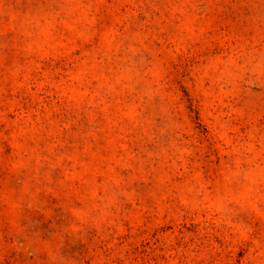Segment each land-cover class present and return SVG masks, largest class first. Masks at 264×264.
<instances>
[{"label": "rangeland", "instance_id": "374dc122", "mask_svg": "<svg viewBox=\"0 0 264 264\" xmlns=\"http://www.w3.org/2000/svg\"><path fill=\"white\" fill-rule=\"evenodd\" d=\"M0 264H264V0H0Z\"/></svg>", "mask_w": 264, "mask_h": 264}]
</instances>
